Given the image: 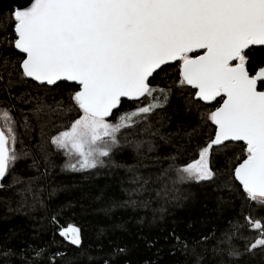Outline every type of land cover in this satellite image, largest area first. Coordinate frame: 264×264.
Returning a JSON list of instances; mask_svg holds the SVG:
<instances>
[{"label": "trees", "instance_id": "16d2710c", "mask_svg": "<svg viewBox=\"0 0 264 264\" xmlns=\"http://www.w3.org/2000/svg\"><path fill=\"white\" fill-rule=\"evenodd\" d=\"M13 13H0V108L14 116L20 158L0 179V264H264V247L246 251L259 236L246 218L264 222V207L234 180L242 143L213 146V178L173 183L172 157L175 166L198 159L214 135L200 127V112L187 110L190 92L175 87L176 68L163 67L152 81L173 89L162 109L122 133L102 165L69 170L51 136L78 118L67 111L74 89L21 79L9 43ZM70 224L80 229L79 246L59 234Z\"/></svg>", "mask_w": 264, "mask_h": 264}, {"label": "snow or ice", "instance_id": "6c2138e0", "mask_svg": "<svg viewBox=\"0 0 264 264\" xmlns=\"http://www.w3.org/2000/svg\"><path fill=\"white\" fill-rule=\"evenodd\" d=\"M12 16L9 43L21 57L13 64L21 79L40 86L72 82L67 111L78 118L51 136L68 157L65 168L102 165L122 133L162 109L173 89L152 81L162 66H172L175 87L190 92L187 110L200 112V127L214 133L198 159L175 166L172 157L173 183L213 178V146L229 150L226 142H242L234 180L264 207V0H30ZM125 103L137 106L121 112ZM16 142L14 116L0 108V179L20 158ZM246 219L259 232L246 251L264 247V222ZM59 234L81 244L71 224Z\"/></svg>", "mask_w": 264, "mask_h": 264}, {"label": "water", "instance_id": "95a60500", "mask_svg": "<svg viewBox=\"0 0 264 264\" xmlns=\"http://www.w3.org/2000/svg\"><path fill=\"white\" fill-rule=\"evenodd\" d=\"M28 6H30V0H0V13L10 8L13 9L15 12L17 9H22L23 7H28ZM16 51L18 52V50ZM163 67H166V66H162V68ZM60 82H67V81H60ZM69 83H72V82H69ZM226 143H231V142H226ZM234 143H242V142H234Z\"/></svg>", "mask_w": 264, "mask_h": 264}, {"label": "rangeland", "instance_id": "374dc122", "mask_svg": "<svg viewBox=\"0 0 264 264\" xmlns=\"http://www.w3.org/2000/svg\"><path fill=\"white\" fill-rule=\"evenodd\" d=\"M199 158V157H198Z\"/></svg>", "mask_w": 264, "mask_h": 264}]
</instances>
